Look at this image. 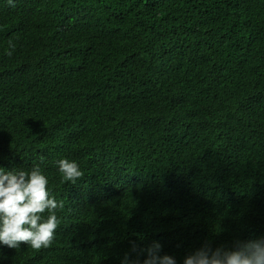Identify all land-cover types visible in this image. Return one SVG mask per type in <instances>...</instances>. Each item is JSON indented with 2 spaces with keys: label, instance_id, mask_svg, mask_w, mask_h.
I'll list each match as a JSON object with an SVG mask.
<instances>
[{
  "label": "trees",
  "instance_id": "trees-1",
  "mask_svg": "<svg viewBox=\"0 0 264 264\" xmlns=\"http://www.w3.org/2000/svg\"><path fill=\"white\" fill-rule=\"evenodd\" d=\"M34 165L61 224L0 264L264 238V0H0V168Z\"/></svg>",
  "mask_w": 264,
  "mask_h": 264
},
{
  "label": "clouds",
  "instance_id": "clouds-1",
  "mask_svg": "<svg viewBox=\"0 0 264 264\" xmlns=\"http://www.w3.org/2000/svg\"><path fill=\"white\" fill-rule=\"evenodd\" d=\"M13 0H9L12 4ZM9 48L14 45L9 41ZM7 54L12 55L11 51ZM60 182L76 184L84 176L79 163L69 158L57 161ZM48 178L39 165L30 170L17 169L5 172L0 168V244L18 249L26 244L39 251L52 246L56 230L61 224L57 212L65 208L64 199H57L48 188ZM162 246L154 242L147 249L132 251L147 253L143 264H176L174 257L161 255ZM123 264H129L125 255ZM138 264V262H132ZM184 264H264V238L236 241L232 248L213 249L205 243L186 256Z\"/></svg>",
  "mask_w": 264,
  "mask_h": 264
}]
</instances>
